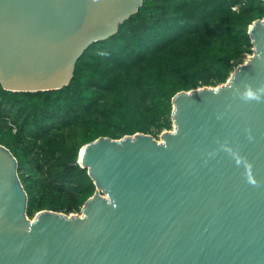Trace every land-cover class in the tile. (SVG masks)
<instances>
[{
	"label": "water",
	"instance_id": "obj_1",
	"mask_svg": "<svg viewBox=\"0 0 264 264\" xmlns=\"http://www.w3.org/2000/svg\"><path fill=\"white\" fill-rule=\"evenodd\" d=\"M141 2L0 0L1 87L67 86L83 51ZM248 34L252 54L224 84L172 98L160 141L136 133L80 149L96 186L80 214L29 219L0 145V264H264V18Z\"/></svg>",
	"mask_w": 264,
	"mask_h": 264
},
{
	"label": "trees",
	"instance_id": "obj_2",
	"mask_svg": "<svg viewBox=\"0 0 264 264\" xmlns=\"http://www.w3.org/2000/svg\"><path fill=\"white\" fill-rule=\"evenodd\" d=\"M263 18V0H142L114 35L83 51L67 86L0 85V145L16 160L27 217L79 214L96 190L80 149L99 137L170 131L172 98L224 84L252 54L248 29Z\"/></svg>",
	"mask_w": 264,
	"mask_h": 264
},
{
	"label": "rangeland",
	"instance_id": "obj_3",
	"mask_svg": "<svg viewBox=\"0 0 264 264\" xmlns=\"http://www.w3.org/2000/svg\"><path fill=\"white\" fill-rule=\"evenodd\" d=\"M249 56H250V55H249ZM247 57H248V56H246L245 60L247 59ZM245 60H244V61H245ZM243 63H244V62H243ZM172 130H173V126H172V129H171L170 131H172ZM156 141H160V136H159V138H158ZM101 195L103 196L102 193H101ZM79 214H80V213H79ZM73 215H77V214H73ZM33 218H34V217H33ZM33 218H32V219H33Z\"/></svg>",
	"mask_w": 264,
	"mask_h": 264
},
{
	"label": "bare ground",
	"instance_id": "obj_4",
	"mask_svg": "<svg viewBox=\"0 0 264 264\" xmlns=\"http://www.w3.org/2000/svg\"><path fill=\"white\" fill-rule=\"evenodd\" d=\"M83 151H81V155H82Z\"/></svg>",
	"mask_w": 264,
	"mask_h": 264
},
{
	"label": "clouds",
	"instance_id": "obj_5",
	"mask_svg": "<svg viewBox=\"0 0 264 264\" xmlns=\"http://www.w3.org/2000/svg\"><path fill=\"white\" fill-rule=\"evenodd\" d=\"M249 96H251V93H249Z\"/></svg>",
	"mask_w": 264,
	"mask_h": 264
},
{
	"label": "built area",
	"instance_id": "obj_6",
	"mask_svg": "<svg viewBox=\"0 0 264 264\" xmlns=\"http://www.w3.org/2000/svg\"><path fill=\"white\" fill-rule=\"evenodd\" d=\"M233 10H235V8H233Z\"/></svg>",
	"mask_w": 264,
	"mask_h": 264
}]
</instances>
